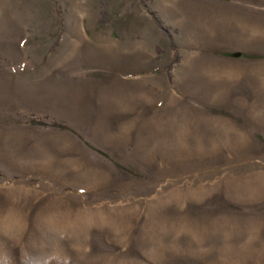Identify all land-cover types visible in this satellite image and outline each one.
Returning a JSON list of instances; mask_svg holds the SVG:
<instances>
[{
    "label": "rangeland",
    "instance_id": "rangeland-1",
    "mask_svg": "<svg viewBox=\"0 0 264 264\" xmlns=\"http://www.w3.org/2000/svg\"><path fill=\"white\" fill-rule=\"evenodd\" d=\"M0 264H264V0H0Z\"/></svg>",
    "mask_w": 264,
    "mask_h": 264
},
{
    "label": "crops",
    "instance_id": "crops-1",
    "mask_svg": "<svg viewBox=\"0 0 264 264\" xmlns=\"http://www.w3.org/2000/svg\"><path fill=\"white\" fill-rule=\"evenodd\" d=\"M235 58H240L242 55H241V53H235L234 55H233ZM243 57V56H242Z\"/></svg>",
    "mask_w": 264,
    "mask_h": 264
},
{
    "label": "trees",
    "instance_id": "trees-1",
    "mask_svg": "<svg viewBox=\"0 0 264 264\" xmlns=\"http://www.w3.org/2000/svg\"><path fill=\"white\" fill-rule=\"evenodd\" d=\"M165 32V31H164Z\"/></svg>",
    "mask_w": 264,
    "mask_h": 264
}]
</instances>
